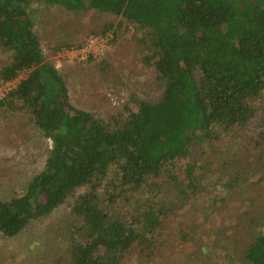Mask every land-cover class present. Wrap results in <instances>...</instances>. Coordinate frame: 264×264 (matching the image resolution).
I'll return each instance as SVG.
<instances>
[{
  "label": "trees",
  "instance_id": "16d2710c",
  "mask_svg": "<svg viewBox=\"0 0 264 264\" xmlns=\"http://www.w3.org/2000/svg\"><path fill=\"white\" fill-rule=\"evenodd\" d=\"M33 4L114 18L91 30L100 35L125 21L144 29L141 61L162 85L158 98H110L120 109L107 114L77 107L47 59ZM0 48L10 52L0 86L27 72L0 106L28 112L49 143L22 194L0 200V233L14 237L71 199L75 225L51 264L150 263L173 213L197 197L212 207L222 200L209 182L220 143L236 135L242 146L264 145V103L255 104L264 94V0H0ZM234 258L226 260L264 264V229Z\"/></svg>",
  "mask_w": 264,
  "mask_h": 264
},
{
  "label": "rangeland",
  "instance_id": "374dc122",
  "mask_svg": "<svg viewBox=\"0 0 264 264\" xmlns=\"http://www.w3.org/2000/svg\"><path fill=\"white\" fill-rule=\"evenodd\" d=\"M29 11L47 59L65 74L77 107L107 114L120 109L119 103L113 104L110 98L125 102L158 98L162 85L153 69L141 61L143 47L138 41L146 35L144 29L125 21L121 28H115L102 55L93 61L70 60L64 50L75 46L59 49V45L85 42L90 35H100L91 30L114 18L93 11L74 16L63 9L35 4L29 6ZM9 56L10 52L0 48V66L9 61ZM26 74L22 72L18 78L3 83L0 93L5 95ZM263 98L264 94L255 104L261 106ZM240 140L231 135L218 146L209 182L213 194L222 200L215 201L212 207L210 200L197 197L173 213L159 236V255L148 264H231L233 259L226 260L229 254L237 260L254 234L264 229V145L253 149L242 146ZM48 144L28 112L0 106V200L22 194L28 181L42 168ZM235 172L246 180L239 178L233 189L223 188ZM68 202L51 215L32 220L14 237L0 233V264H51L63 254L76 221ZM206 203L208 207L202 210ZM221 203L222 208L217 210L215 206Z\"/></svg>",
  "mask_w": 264,
  "mask_h": 264
},
{
  "label": "built area",
  "instance_id": "2783aa9c",
  "mask_svg": "<svg viewBox=\"0 0 264 264\" xmlns=\"http://www.w3.org/2000/svg\"><path fill=\"white\" fill-rule=\"evenodd\" d=\"M111 35L112 32L111 34L106 33L104 35H90L86 38L85 42L81 47L77 49L71 48L64 50L65 56L68 57L70 60H85L89 56H100L106 51L107 44ZM3 96L4 94L0 93V98H2Z\"/></svg>",
  "mask_w": 264,
  "mask_h": 264
}]
</instances>
